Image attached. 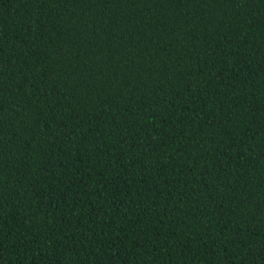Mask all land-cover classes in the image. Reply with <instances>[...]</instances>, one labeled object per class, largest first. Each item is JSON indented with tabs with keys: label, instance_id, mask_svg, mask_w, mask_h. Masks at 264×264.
Returning a JSON list of instances; mask_svg holds the SVG:
<instances>
[{
	"label": "trees",
	"instance_id": "1",
	"mask_svg": "<svg viewBox=\"0 0 264 264\" xmlns=\"http://www.w3.org/2000/svg\"><path fill=\"white\" fill-rule=\"evenodd\" d=\"M0 264H264V0H0Z\"/></svg>",
	"mask_w": 264,
	"mask_h": 264
}]
</instances>
